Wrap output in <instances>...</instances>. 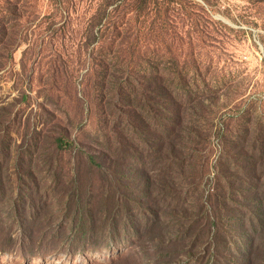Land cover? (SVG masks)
<instances>
[{"label": "rangeland", "instance_id": "374dc122", "mask_svg": "<svg viewBox=\"0 0 264 264\" xmlns=\"http://www.w3.org/2000/svg\"><path fill=\"white\" fill-rule=\"evenodd\" d=\"M261 233L264 0H0V264H264Z\"/></svg>", "mask_w": 264, "mask_h": 264}, {"label": "trees", "instance_id": "16d2710c", "mask_svg": "<svg viewBox=\"0 0 264 264\" xmlns=\"http://www.w3.org/2000/svg\"><path fill=\"white\" fill-rule=\"evenodd\" d=\"M187 151H188V154H184V155L182 154V155L176 157V160L182 161L181 162L182 165H184L187 161L189 162V160L191 158V155H189L190 151L188 149H187ZM259 236L264 238V234H262V233ZM255 250H256V243L253 241V243L251 244V247L249 248L248 256L245 257V259H244V264H253L252 256L254 255Z\"/></svg>", "mask_w": 264, "mask_h": 264}]
</instances>
